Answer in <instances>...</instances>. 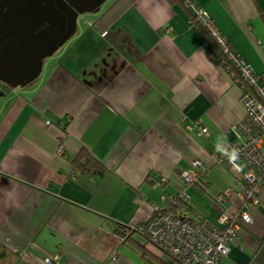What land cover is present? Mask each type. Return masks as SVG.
Segmentation results:
<instances>
[{
    "label": "crops",
    "instance_id": "crops-1",
    "mask_svg": "<svg viewBox=\"0 0 264 264\" xmlns=\"http://www.w3.org/2000/svg\"><path fill=\"white\" fill-rule=\"evenodd\" d=\"M191 1L263 75L264 0ZM193 14L180 1L105 0L78 16L75 33L43 60L33 83L3 98L0 243L15 264L164 259L115 228L149 222L182 191L183 211H173L191 222L215 224L223 210L239 211L234 191L244 164L233 147L245 142V110ZM196 125L210 136L200 137ZM82 148L106 168L103 176L74 171ZM195 161L201 180L185 189L182 174ZM258 199L222 264H264V189Z\"/></svg>",
    "mask_w": 264,
    "mask_h": 264
},
{
    "label": "built area",
    "instance_id": "built-area-1",
    "mask_svg": "<svg viewBox=\"0 0 264 264\" xmlns=\"http://www.w3.org/2000/svg\"><path fill=\"white\" fill-rule=\"evenodd\" d=\"M193 11L201 26L213 38L222 52L231 60L238 70L240 78L236 83L240 91V102L245 110L246 121L239 125L245 136L242 145H234L238 159L244 164L242 176L237 180L234 195L240 200L239 211H222L215 224L204 221H189L174 209L183 211L187 194L182 191L176 198H170L162 209L155 212L151 220L137 227L145 243L159 254H167L181 264H222L230 253V245L239 238L242 223H250L247 214L250 208L259 204V194L264 189V74L258 75L248 66L239 54L229 51V42L215 26L208 14L197 6L185 4ZM200 137H209L207 128L196 125ZM62 152V147L59 148ZM216 163H229L228 158L215 157ZM193 169L182 174L185 189L200 182V161L192 163ZM164 183L160 180L159 184ZM163 186V185H162ZM232 196L230 190L219 197L224 202ZM48 264L50 262L47 261Z\"/></svg>",
    "mask_w": 264,
    "mask_h": 264
},
{
    "label": "water",
    "instance_id": "water-1",
    "mask_svg": "<svg viewBox=\"0 0 264 264\" xmlns=\"http://www.w3.org/2000/svg\"><path fill=\"white\" fill-rule=\"evenodd\" d=\"M104 1L49 0L54 6L43 8L42 24L47 26L37 38L28 35L20 47H0V82L12 89L33 83L43 60L52 56L75 33L78 16L97 11Z\"/></svg>",
    "mask_w": 264,
    "mask_h": 264
},
{
    "label": "flooded vegetation",
    "instance_id": "flooded-vegetation-1",
    "mask_svg": "<svg viewBox=\"0 0 264 264\" xmlns=\"http://www.w3.org/2000/svg\"><path fill=\"white\" fill-rule=\"evenodd\" d=\"M46 5L50 7L49 0H0V47H20L28 35L29 38H37L47 26L42 24ZM10 90V86L0 82V103Z\"/></svg>",
    "mask_w": 264,
    "mask_h": 264
},
{
    "label": "trees",
    "instance_id": "trees-1",
    "mask_svg": "<svg viewBox=\"0 0 264 264\" xmlns=\"http://www.w3.org/2000/svg\"><path fill=\"white\" fill-rule=\"evenodd\" d=\"M172 1H180L183 6H186L185 4L188 2L189 4H193L191 0H172ZM187 7V6H186ZM189 8V7H187ZM194 15V14H193ZM193 22L195 25L199 27L203 32L206 33L208 36V39L210 41V46L212 50V54L217 59V61L220 62L222 67L226 69L229 74L233 77V79L236 81L240 78V74L238 70L234 67L233 63L230 59L222 52L220 47L215 43L213 38L207 33V31L201 26L200 21L197 20L196 16H191ZM229 44V43H228ZM229 51L232 54H237L232 49V47L229 45ZM241 59H243L240 56ZM247 123V121H246ZM71 163L73 165V169L75 172L79 174H84L87 176H103L105 172L107 171L106 168L97 161L87 149H81L79 153L71 160ZM201 180V179H200ZM211 223V222H210ZM145 224H142L143 226ZM138 227V226H137ZM137 227L131 228V229H125L121 226H116L115 232L123 237H127L128 239H131L134 235H139L142 237L141 234L138 233ZM143 238V237H142ZM145 243V242H144ZM167 255V254H166ZM145 257V260L149 264H173L171 260L161 259V258H155L152 255L146 256V253L142 255ZM169 256V255H167ZM148 257V258H147ZM174 262L179 263L177 260L169 256ZM17 262V255L11 252L8 248H6L4 245L0 243V264H15Z\"/></svg>",
    "mask_w": 264,
    "mask_h": 264
},
{
    "label": "rangeland",
    "instance_id": "rangeland-1",
    "mask_svg": "<svg viewBox=\"0 0 264 264\" xmlns=\"http://www.w3.org/2000/svg\"><path fill=\"white\" fill-rule=\"evenodd\" d=\"M81 19H83V18H81ZM4 101H5V99H4ZM2 107H3V103L1 102V103H0V110H1V111H2L3 108H4V107H3V108H2ZM1 111H0V112H1ZM136 236H137V238H138L140 241L144 240L141 236H139V235H136ZM144 242H145V241H144ZM163 257H164V259H166V260H167V259L171 260V261L173 262V264H178V263L174 262V261H173L169 256H167L166 254H163Z\"/></svg>",
    "mask_w": 264,
    "mask_h": 264
}]
</instances>
